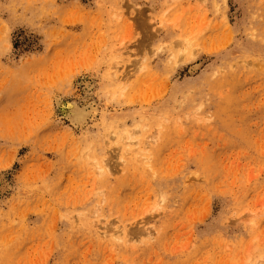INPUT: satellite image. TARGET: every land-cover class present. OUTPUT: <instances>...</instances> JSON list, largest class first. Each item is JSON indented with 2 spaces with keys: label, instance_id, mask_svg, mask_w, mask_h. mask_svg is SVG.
<instances>
[{
  "label": "rangeland",
  "instance_id": "rangeland-1",
  "mask_svg": "<svg viewBox=\"0 0 264 264\" xmlns=\"http://www.w3.org/2000/svg\"><path fill=\"white\" fill-rule=\"evenodd\" d=\"M0 178V264H264V0H0Z\"/></svg>",
  "mask_w": 264,
  "mask_h": 264
},
{
  "label": "bare ground",
  "instance_id": "bare-ground-1",
  "mask_svg": "<svg viewBox=\"0 0 264 264\" xmlns=\"http://www.w3.org/2000/svg\"><path fill=\"white\" fill-rule=\"evenodd\" d=\"M185 43V42H184ZM115 76V75H114ZM80 85L83 87V89L85 91H89L91 89V83H89V81H87L86 79L81 80ZM85 93V92H84ZM87 94V93H86ZM83 100V99H82ZM53 104H54V108L56 110L59 111V114L62 116V118L64 119H69L71 122L70 125H72L73 127H77L78 125H82L85 123V118L86 116L89 114L88 111L85 112L84 109L86 108H82L79 109L75 103H70V102H66L64 99H62L60 96H55L53 99ZM92 104V103H91ZM90 105V104H89ZM56 106V107H55ZM88 106V105H87ZM91 107V106H90ZM88 108V107H87ZM94 108V107H92ZM90 109L93 111H95L96 114V109ZM87 114V115H86ZM92 115V114H91ZM94 116V114H93ZM79 128V126H78ZM81 128V127H80ZM125 134V133H124ZM132 135V134H131ZM129 136V135H128ZM133 136V135H132ZM120 140H122V137L120 138ZM128 141V140H127ZM130 142V141H129ZM102 166V165H101ZM99 170L102 171V167L98 166ZM0 180H2V178H0Z\"/></svg>",
  "mask_w": 264,
  "mask_h": 264
}]
</instances>
